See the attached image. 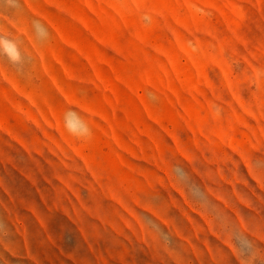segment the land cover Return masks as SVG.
Listing matches in <instances>:
<instances>
[{
    "label": "rangeland",
    "instance_id": "rangeland-1",
    "mask_svg": "<svg viewBox=\"0 0 264 264\" xmlns=\"http://www.w3.org/2000/svg\"><path fill=\"white\" fill-rule=\"evenodd\" d=\"M0 264H264V0H0Z\"/></svg>",
    "mask_w": 264,
    "mask_h": 264
}]
</instances>
